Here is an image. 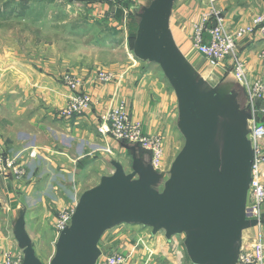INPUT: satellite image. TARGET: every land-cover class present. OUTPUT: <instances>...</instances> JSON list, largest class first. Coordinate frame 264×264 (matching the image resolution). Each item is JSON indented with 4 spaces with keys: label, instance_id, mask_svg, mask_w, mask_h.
I'll list each match as a JSON object with an SVG mask.
<instances>
[{
    "label": "crops",
    "instance_id": "crops-1",
    "mask_svg": "<svg viewBox=\"0 0 264 264\" xmlns=\"http://www.w3.org/2000/svg\"><path fill=\"white\" fill-rule=\"evenodd\" d=\"M156 1L72 0L76 14L83 12L107 33L95 44L110 43L111 56L98 59L99 63L71 64L68 58L62 66L51 64L41 70L23 61L17 42L0 51V151L15 157L26 171L22 180L0 176V264L8 250L18 247L31 250L41 264L38 246L51 244L55 253L60 242L55 219L82 203L177 208L197 226H208L221 205H227L231 169L217 164L214 137L206 128L191 127L194 117L168 71L142 59V39ZM211 10L231 29L246 28L254 16L264 14V0H172L161 13L156 42L150 34L146 41L178 63L212 104L219 137L234 156L240 177L239 225L231 234H220L202 246L188 244L184 234L170 225L108 226L91 232L80 244L86 264H104L115 252L136 264H239V246H250L258 239L264 243V205L259 213L261 225L255 224L251 214L253 150L246 91L236 82L229 61L212 67L191 43L192 23ZM263 47L258 34L237 42L251 79L264 78ZM63 70L77 75L81 91L91 98L90 107L70 120L59 115L72 97L66 86L55 81ZM100 71L114 75V81L99 82ZM119 104L125 105L144 133L163 138L159 169L152 167L150 155L139 147L98 133L102 117ZM194 156L196 174L189 182ZM260 180L264 184V163Z\"/></svg>",
    "mask_w": 264,
    "mask_h": 264
},
{
    "label": "built area",
    "instance_id": "built-area-1",
    "mask_svg": "<svg viewBox=\"0 0 264 264\" xmlns=\"http://www.w3.org/2000/svg\"><path fill=\"white\" fill-rule=\"evenodd\" d=\"M256 34L264 41L263 15L254 17L251 25L246 28L233 30L217 11L211 10L210 13L202 15L197 22L192 23L191 43L212 67L229 61L236 82L246 91L247 106L251 114L248 121V137L253 150L250 193L254 204L251 207V214L259 222L260 208L264 205V184L260 180V165L264 163V78L248 77L245 64L237 52L238 40ZM260 59L264 63V47L260 52ZM96 79L101 83H111L115 76L98 72ZM63 83L72 92V97L59 115L62 119L70 120L80 116L90 107L91 98L88 94L79 91L80 82L76 78L64 76ZM97 131L102 136H109L118 142L139 147L150 155L152 167L160 168L163 138L144 133L141 125L131 120L124 104L111 108L102 117V123ZM31 156L33 153H30ZM0 176L21 180L26 177V171L15 157L5 156L0 151ZM73 212L74 210H65L59 214L53 223L56 232L60 233L70 225ZM238 263L264 264V243L261 239L250 246L240 247ZM1 264H23L21 251L8 250ZM104 264H136V262L122 253L115 252L106 258Z\"/></svg>",
    "mask_w": 264,
    "mask_h": 264
},
{
    "label": "water",
    "instance_id": "water-1",
    "mask_svg": "<svg viewBox=\"0 0 264 264\" xmlns=\"http://www.w3.org/2000/svg\"><path fill=\"white\" fill-rule=\"evenodd\" d=\"M171 2L172 0H157L152 8L142 39V59L156 63L168 71L176 86L185 96L188 112L194 117V121L190 124L191 127L206 128L208 133L214 137L215 151L213 155L217 164L221 168L231 169L232 183L229 201L227 205H221L220 211L213 217L208 226H197L190 222L184 212L179 211L177 208H145L123 204L116 206L79 204L72 214L70 225L60 232V242L57 244L54 256L49 264H86L79 253V246L83 239L95 230L112 225H170L184 234L188 244L198 246L213 241L220 234H231L232 228L239 225L238 221L243 212L240 177L236 165L232 162L234 156L219 137L221 129L211 111L212 104L205 101L198 88L190 81L188 75L178 63L147 45L146 35L148 34L151 35L152 42H156L161 13ZM195 160L196 156L192 158L187 174L189 182L196 174ZM252 160L253 153L250 161V173ZM255 224L257 226L261 225V219L259 222L256 221ZM18 248L23 255V264H40L31 250Z\"/></svg>",
    "mask_w": 264,
    "mask_h": 264
},
{
    "label": "rangeland",
    "instance_id": "rangeland-1",
    "mask_svg": "<svg viewBox=\"0 0 264 264\" xmlns=\"http://www.w3.org/2000/svg\"><path fill=\"white\" fill-rule=\"evenodd\" d=\"M24 1L0 0V51L8 50L11 41L17 42L23 61L41 70L51 64L62 66V61H68V58L71 64L99 63L98 59L111 56L110 43L105 46L95 44L107 35L104 27L83 12L76 14L72 0H28L26 6ZM87 42L90 44L85 45ZM117 56L121 58L122 52H117ZM58 73L55 81L63 86V78L67 75L79 81L77 75L69 71ZM47 246H38L41 264H49L54 256L51 244V247Z\"/></svg>",
    "mask_w": 264,
    "mask_h": 264
},
{
    "label": "trees",
    "instance_id": "trees-1",
    "mask_svg": "<svg viewBox=\"0 0 264 264\" xmlns=\"http://www.w3.org/2000/svg\"><path fill=\"white\" fill-rule=\"evenodd\" d=\"M24 1V0H23ZM28 2V3H27ZM23 3H25L24 4V6H26L27 4H29V1L28 0H25Z\"/></svg>",
    "mask_w": 264,
    "mask_h": 264
}]
</instances>
